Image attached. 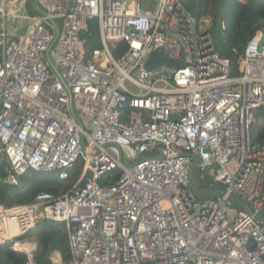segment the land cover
<instances>
[{
    "label": "built area",
    "instance_id": "2783aa9c",
    "mask_svg": "<svg viewBox=\"0 0 264 264\" xmlns=\"http://www.w3.org/2000/svg\"><path fill=\"white\" fill-rule=\"evenodd\" d=\"M32 1L0 0V17L28 21L17 36L0 30L4 181L32 170L71 185L0 206V246L35 264L19 243L52 221L65 227L69 260L54 253L50 264H264V136L251 137L264 34L233 75L211 18L180 0ZM93 20L99 47L87 51ZM158 50L182 65L148 70ZM196 169L199 185L208 177L222 190L203 197Z\"/></svg>",
    "mask_w": 264,
    "mask_h": 264
},
{
    "label": "trees",
    "instance_id": "16d2710c",
    "mask_svg": "<svg viewBox=\"0 0 264 264\" xmlns=\"http://www.w3.org/2000/svg\"><path fill=\"white\" fill-rule=\"evenodd\" d=\"M181 4L195 17L209 16V28L215 51L231 62L232 74H238V58L255 31L264 34V0H180ZM228 5V10L224 7ZM82 36L87 40V51L99 47L98 28L95 20L89 22L88 31ZM233 49L237 53L233 52ZM125 50L123 43L116 44L113 50L118 57ZM255 116L259 125H253L251 137L259 141L264 136V106L256 109ZM116 177L120 171L116 170ZM8 165L0 160V206L10 207L31 202L41 192L57 194L67 189L71 183L61 181L57 175L48 172L28 171L19 177L17 185L5 183ZM107 180H103L105 184ZM114 181V180H113ZM33 236L38 250L32 255L35 264H50V253H57L64 262L69 260L67 233L62 223L43 221L27 235ZM27 255L17 253L10 245L0 246V264H20L27 260Z\"/></svg>",
    "mask_w": 264,
    "mask_h": 264
},
{
    "label": "rangeland",
    "instance_id": "374dc122",
    "mask_svg": "<svg viewBox=\"0 0 264 264\" xmlns=\"http://www.w3.org/2000/svg\"><path fill=\"white\" fill-rule=\"evenodd\" d=\"M145 5V2H143ZM229 6L226 5L224 7L225 11L228 10ZM28 26V21L21 19V18H11V17H0V30L5 29L6 33H8L11 36H17L22 34ZM260 120L255 118V125H259ZM197 169L194 171V187L197 192H201V185L202 187H210L209 192L205 193L203 197H207L211 194V192H220L222 190V186L220 184H213L212 185V180L208 177H205L204 179L201 180V185L198 183V177H197ZM212 185V186H210ZM28 249H27V248ZM19 248L22 251H27L28 255L31 256V259L33 260V252L37 249V241L33 236L25 237L22 239L19 243ZM26 248V249H25ZM25 251V252H26ZM54 256V253H50L49 258Z\"/></svg>",
    "mask_w": 264,
    "mask_h": 264
},
{
    "label": "water",
    "instance_id": "95a60500",
    "mask_svg": "<svg viewBox=\"0 0 264 264\" xmlns=\"http://www.w3.org/2000/svg\"><path fill=\"white\" fill-rule=\"evenodd\" d=\"M30 2H31V4L33 3L32 0H30ZM263 45H264V35L261 37V40H260V43H259V49L260 50L262 49ZM162 65L180 67L182 65V62L169 61L168 59H166L165 57L162 56V51L158 50V51H156L153 54L151 59L148 61L147 65H146V68L148 70H150V69L156 68L158 66H162ZM232 199L236 203L242 205L241 201L239 199H237L236 197H232ZM37 250H38V245H37V249L32 254H34Z\"/></svg>",
    "mask_w": 264,
    "mask_h": 264
},
{
    "label": "bare ground",
    "instance_id": "6f19581e",
    "mask_svg": "<svg viewBox=\"0 0 264 264\" xmlns=\"http://www.w3.org/2000/svg\"><path fill=\"white\" fill-rule=\"evenodd\" d=\"M11 231H12L13 233H15V230H14L13 228L11 229ZM26 248H27V247H26ZM26 248H25V249H26ZM27 249H28V248H27ZM25 251H26V250H25ZM26 253L28 254L27 251H26Z\"/></svg>",
    "mask_w": 264,
    "mask_h": 264
}]
</instances>
